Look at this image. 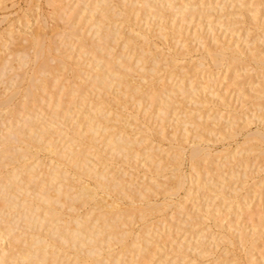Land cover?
<instances>
[{
  "label": "bare ground",
  "instance_id": "obj_1",
  "mask_svg": "<svg viewBox=\"0 0 264 264\" xmlns=\"http://www.w3.org/2000/svg\"><path fill=\"white\" fill-rule=\"evenodd\" d=\"M1 1H3V2H1ZM29 1L31 2L32 0H29ZM47 1H46L47 6L50 5V3L53 6L56 3V1H58V0H47ZM177 1H180V0H93L92 3H90V2L87 3L88 1L85 2V0H83L82 1L83 5L79 9H77V6H78L79 2L81 3V0H74V2H75L74 6H70V7H67L69 2L67 3L65 1V3H67V4L64 3L65 10H64V7L63 8H62V6L59 7L61 9H59V8L58 9L61 11H59L60 14L57 11L58 13H56V15H55L56 17L58 14V17L60 16L59 18L62 21L64 18L66 20L67 19L69 20V18L71 16L73 17L79 11L81 12L82 9H83L82 11H84V10L86 11V9H87V10H89V16H87V14L84 16L88 17L86 19L88 22H90L92 20L91 23H88L82 17V19L85 20L84 22L82 21L83 25H86L87 23L90 24L88 33L90 32V29H91V34L93 35L92 38H90V39L84 35V30H83V32L78 30L79 29V27H77L78 25L77 26L68 25V27H66L64 29L61 28L60 30L61 31L63 30V32H61V33H60V30H57V28H56L57 31H54L55 34L60 36V38L58 36H56V38L58 37L59 39L69 41L70 47L68 48V50L69 49L71 50V48H72L71 45L73 43H71V40H72V42H74V41L78 42V43L75 42V43H77L78 48L76 47V50L73 51L74 55L77 51V54L75 55L76 59L74 56V59L76 61L72 60L73 58L71 59L72 55H70V53H68L69 51L67 53L70 56L67 57L68 54H65L64 51L62 52L60 50V49L64 48V46L59 47L58 46L59 42L57 43L55 40V42L57 44H54L55 43L53 40L54 38H48L47 37L48 38L47 39L48 41H47L45 36L43 34L38 33V32H31L30 33V31H29L30 34L28 36L24 35L26 32L25 33L23 32L22 33L23 36H20V37H21L22 41L24 39V42L23 43H22V41L17 42L18 40L16 39V37L18 38L19 36H14L15 34L17 35V32H14L15 33L14 35L10 32L12 29L9 27L13 23H9L11 25L8 27L9 30L7 28L8 34L6 33L7 31H5V35L7 34V36H8V37L6 36L7 39L8 38L10 39V37H11L13 39V41L15 40L14 42L12 40L11 41H12V43L17 42L15 44H17L18 47L17 46L15 47V44H14V46H13V44H10L9 45L10 48H9V46L6 47L5 44H8L7 41L9 39L8 40L6 39L7 41L5 43V41H3V38H2V40H1L2 43H0L1 44L0 47H2V49L4 48V50H2V51H4L3 55L0 53V55H2V56H0V76H1L0 80L2 82L1 88H2V85L4 86L3 90H0V124L1 123L4 124V126L1 124V126H2L1 130L2 131H0V241L7 240L8 248L10 246V249H8L7 251H5L6 249L4 250L3 247L2 248L0 247L1 248L0 249V264L9 263L8 258L11 259L12 261H14L16 259V261H19L20 264H107L108 261L111 262V264H124V263H121V260H122L121 258L125 257L123 255H126L128 253V251H129V253H131L133 255L134 254L137 255V253L141 252V251H142V253H140V254L143 255V253H144L143 251H145L144 254L146 256H148V258L147 257H145V258L149 259L150 255H147V254L150 253V249L147 253H146L147 250H144V249H147L146 247L148 246V243L151 241L150 240L151 237L152 236L155 237L154 233L150 232V230H152V225H151V227H149L148 225H147L148 227L144 226L145 228H143V226H142L140 228V230H138L137 232L135 231L136 233L134 234L132 229L130 230L129 228H127L128 227L127 224L125 226V222L127 223L128 221H126L127 217L124 216V214H126V211H127V213H129L130 210L128 211L127 208L130 207V209H131V207H134L135 210L139 209V211H137V212H139V213L141 212L140 218L141 217L146 218L147 216H143V215H147V213H149V216L153 217V215H154L153 210H155L154 204L157 203L156 205L158 206V202L154 201V203H153V201L150 200V198L154 197L153 194L155 191L151 193V195H153V196L150 195V198L148 196V193H145V191L147 192L151 187H153V190H155V188H157L158 185L160 186L162 183L159 182L158 179H156L155 185H157V186H155V188H154V186L149 185V184H151L150 182H149V184L146 183L147 185L140 182L142 185L140 184L139 187L137 186L138 188H136V186H134V185H138L137 171H135L136 175H134V171L130 172V170H129V168L132 167L133 163L131 164V161L127 162L128 165L129 164H131V165H129L130 167L127 166L130 175H129V173H127L128 175H126L127 169L124 168L126 170V171L124 170L125 172L123 171V169H120L122 171H119V168H122V166L121 167L119 166V168H118L116 166V163L113 164V161H114L113 159L115 158V156L116 157L117 156H124L130 160L131 158H129V157L133 154L134 151H136L134 148L135 145L137 144L136 149H138V146L141 145V144H138V143H140L138 141H141V140L134 137L133 135H132L133 136L132 137L130 133L134 132L133 127L135 129L137 128V130L139 127V131H140V125L144 128L145 126L143 124H145V123H143V124L139 123L140 121L134 122L135 121L134 119H137V120L139 119V117L136 118V116H138V114H137L138 112L135 111L134 114H132L131 109H133V108L136 109L135 106H139V107L142 106L144 104L143 101L147 100V103H149L151 110H155V112L158 110L157 111L158 113H156V115L158 114L157 118L159 117L160 121L163 122V125H161V127L163 129L165 127L164 121L165 120L168 121V120H170L169 118L172 117V114H171V117L167 116V113L170 114L169 111H171V109L169 110L167 107L171 102L174 101L172 99V95H171L174 92V89H179L181 92L186 91L185 85H183V84L177 85L178 87H176V88H170V87L162 86V83H165V81L162 82L163 80L161 81L162 83H160L161 85L158 82H157L158 84L154 85V82H152V80L154 79L153 77L156 76V73L158 76L162 75V74H158V73H159V70H164L165 65L160 64L162 60L159 61V59L155 53H152L151 56L149 55L150 52H154L153 50H155V49H153V47H150V49L151 48L153 49L152 51L149 49V46H148V48L147 47L143 48L144 46L142 48L140 47V44L138 43L140 38H141L140 43L142 45V43H143L142 41L145 39V37L147 35H145L146 31L141 30V28L143 26L139 28V26H141V25L137 24L139 26H136V21H135L136 20L135 16L136 15L138 16L139 12H141L145 15L144 19L147 18L148 15L149 16L151 15L152 17L154 16L156 20L157 19L162 20L163 18L167 17L169 11H171L172 14H177V15H179V17L184 18L185 17L184 15H186V16L188 15L187 11H189V10L193 11L194 10L195 6L187 3V2H189L188 0L186 2L181 0L179 3ZM0 2L2 5H4V0H0ZM5 2H6V0H5ZM28 4H29V2H28ZM2 5H0V7ZM35 6H37V5H35ZM56 6H58V5H56ZM3 8H4V6H3ZM37 9H38V7H37ZM195 9H197L195 11H198L201 8L195 7ZM85 11H84V13H85ZM194 12L192 15L195 14ZM202 12H201V14H202ZM204 12H205V10H204ZM79 13L77 15H79ZM192 15H189V17L191 16L190 19L193 18ZM61 16H62V18H61ZM197 16H199V15H197ZM246 16H247V14H246ZM156 17H158V18H156ZM172 18L176 19V17H172ZM172 18L169 17L170 20ZM182 18H181V20H182ZM25 19H26V17H25ZM65 19H64V21H65ZM76 19H74V20H76ZM80 19L81 18L78 17V20H76L77 21L76 23H78V22L80 23L81 22ZM140 19L141 18H139V20ZM144 19L142 21H144ZM152 19H151V21H152ZM184 19L186 21L188 20L186 18H184ZM250 19H251V17H250ZM68 20H67V23H68ZM165 20H167V19H165ZM199 20H201L200 17H199ZM256 20H257V18H256ZM26 21L29 22V18ZM171 21H173V20H171ZM189 21H191V20H189ZM27 22H26V26L28 24ZM59 22H60V20H59ZM160 22L158 23V25L159 24L160 25L167 24L166 21L164 23L163 20H162L163 24H162V22L161 23ZM251 22H252V20H251ZM65 23H66V21H65ZM144 23H146V22H144ZM173 23H172V25L170 23L169 24L174 28L175 26H173L174 25ZM42 24H43V21H42ZM62 24H64V23L61 22V25ZM152 24H153V22H152ZM182 24L183 23H181V25ZM187 24H189V23H187ZM255 24H257V22ZM23 25H25V24L23 23L22 26ZM134 25L138 28H136ZM158 25L156 26L157 28L158 27L161 28V27L165 26V25L164 26H160V25L158 26ZM251 25H252V23H251ZM253 25H254V23H253ZM45 26H46V23H45ZM144 26H146V25H144ZM167 26L170 27V29H171V26H169L168 24H167ZM82 28H84V26ZM124 28H125V30H124ZM165 29H166V27H165ZM127 30H128V34H126L124 36L125 32L127 33ZM19 31H18V34L20 35V33L23 30L20 33H19ZM37 31H39V30H37ZM52 31H53V29H52ZM41 32H43V31H41ZM56 32H58V33H56ZM152 32H153V30H152ZM164 32H165V30H164ZM179 32H180V30H179ZM198 32L199 31H197V33ZM150 33H151V29H150ZM61 34H62V36H61ZM152 34L153 33H151V35ZM160 34L164 35V33H161V32H160ZM166 34L164 35L165 38L167 37ZM178 34H177V36H178ZM181 34L179 36H181ZM2 37H3V35H2ZM61 37H63V38H61ZM119 37L120 38L122 37L121 39L123 41V46H125V47L127 46V47L131 48V49H128V50H132V52L130 51L131 52L130 53L131 58H132L133 53L134 52L137 53V51L141 48V50H139V52L136 54V57H134L135 63H133L132 66H134V65L135 66L133 68L131 65H129L130 63H128V64L125 63V61L128 59V57H124L123 52H121L122 49L120 52L123 54L124 59L122 58V60L119 63H116V61H114L115 58H113L112 56H111L112 58H109V56H108V55H110L112 50L115 49L114 48L115 45L117 46V44H119V42H121V41H118ZM164 37L162 36L163 39L162 38H160V39H162L163 44L167 45V43H166L167 38L164 39ZM148 38H147V40H148ZM49 39L52 40L53 42H51ZM121 39H119V40H121ZM160 39H158V40H160ZM213 41H214V43L211 45L210 44L204 45L205 46V52L204 53H206V55H205L206 59L204 57H202V58H204L205 61H207L209 59L210 62H212L213 66L214 65L216 66V68L221 67L220 64H222L226 58L228 59L229 57H231L232 60L238 59L237 62H240L241 60L239 57H241L242 59L246 58L245 60H242L243 62L244 61L248 62L247 57L250 56L249 57L250 62H251L250 59H252L255 61L257 66L263 65V68H261L260 66L259 67L261 69H264V56H258V53H256L257 50H256V52L253 50H251V51L249 50L250 51L249 55H247V57H242V56H240L242 53L240 54L238 52L240 54V55H238L237 53H235V50L230 52L231 47L227 46L226 43H224L226 41H224V42L222 41L223 42L222 43L221 41L218 40V38H215ZM20 43H22V44L20 45ZM66 43L64 42L63 44H66ZM168 43H170V42H168ZM138 44H139L140 48L137 51H134L135 48H138V46H137ZM224 44L226 46H224ZM73 45L76 46V44H73ZM120 46L123 47L121 44H120ZM156 46H157V44H156ZM156 46L154 48L159 47V45L157 47ZM118 47H119V45H118ZM118 47L116 48V50H118ZM163 47H165V46H163ZM170 47L171 46H167L166 48L169 50ZM254 47H255V45H254ZM6 48H9L7 50L8 52L5 50ZM65 48H66V46H65ZM188 48H190V47H188ZM228 48L230 49L229 53L226 50ZM184 49L185 48H183V50ZM256 49H257V47H256ZM186 50H184V52ZM190 50H191V48H190ZM5 51H6V54H8V56H6ZM120 52H118L120 55L118 53H117L118 56H116V53L114 55V56H116V58H119V60L121 59V55H122ZM165 52L166 51H164V48H163V53L165 54ZM184 52H183V54H184ZM187 53H188V51H187ZM247 53H248V51H247ZM113 54H111V55H113ZM127 54H129V53H127ZM180 54H182V53H180ZM84 55L86 56L83 59L85 62V68H83V67L82 68L86 69L87 71L84 70V72H83V70H81V68L78 67L77 65L80 66V65L84 64L83 61L81 60L82 57H84ZM107 56H108V58H107ZM183 56H185V55H183ZM227 56H229V57H227ZM69 57L72 61H75V64H74L75 66H73L72 62H70L68 60ZM130 57H129V59H130ZM207 57H208V59H207ZM79 59H80V61H78ZM123 60H125V61H123ZM202 60L203 59H201V61L198 62V64L199 63L204 64L202 62ZM232 60H230L229 62H231ZM166 62H167L166 64L168 67L170 62H168V61H166ZM210 62L209 63L207 62V64H206L208 67H209ZM233 62H234V60H233ZM163 63H165V62H163ZM172 63H173V61H172ZM232 63L226 64V65H230ZM201 64H200V66H202ZM233 64L235 65V63H233ZM86 65H88L87 68H86ZM136 65H137V67H136ZM170 65H172V64H170ZM170 65H169V67H170ZM218 65H220V66L218 67ZM162 66H164V68ZM203 66H205V64ZM222 66H223V64H222ZM208 67H205V68H208ZM210 67H212V66H210ZM225 67H228V66H225ZM178 68H179V66H178ZM202 68H204V67H202ZM216 68L214 70V73L217 70ZM9 69H10V71H9ZM256 70H258V69H256ZM11 71H12V73H11ZM204 71L205 70L203 69V72ZM210 71H213V69L212 70L210 69ZM160 72H162V71H160ZM208 72H209V70H208ZM208 72H206V73H208ZM62 73H64V74H62ZM65 73L69 74V75L65 76L66 79L64 77V75H66ZM83 73H85V74H83ZM206 73H204V74H206ZM208 74L211 75V73H208ZM60 75H63L65 80L62 81L60 79ZM169 76H170V74H169ZM210 78H216V76L210 77ZM59 79H60V81H59ZM157 79L158 78H156V81H158ZM184 82H185V80H184ZM213 82H215V81H213ZM83 83H86V84L82 85ZM81 85L83 87H81ZM51 87H53L54 89ZM86 87H87V89H86ZM55 88H57V90ZM89 88L92 90V92ZM88 89H89V91H88ZM54 90H56V91H54ZM83 90L85 91V93H81V92H84ZM109 90H112V91L114 90V92L112 93V94H114V96L117 93H119L121 95L119 97V95L117 94L119 97V98L118 97L117 98L119 100H116V101L119 102V105L117 104L118 103L117 102L116 104L118 106L116 105L117 107L116 106L112 107L113 109H116V110L120 109L119 106L122 107L119 111L115 112V114L113 112H111L112 114L115 115V117H113L111 113H110L111 114L110 115L108 113V111L100 110L99 107H98V109H95L96 107L90 106V103L92 102L91 100H93V99L89 98V96L92 95V93L96 94V92H93V91H97L98 92L97 94H99L101 92H106V94H108L110 92ZM86 91H88V92H86ZM107 91H108V93H107ZM90 92H91V94L88 97L86 96V100L83 101L82 98L83 99L85 98V94L90 93ZM48 93L50 94V95H48L49 98L46 97ZM75 94L78 95V97L80 95V100H82L84 102V105L88 99H89L88 101H91V102H89V104H87L88 106L86 105L88 108L87 107H86L87 109L85 108V111H84L85 113L83 111H81L82 110L81 108L84 105L83 106L79 105L81 107L80 108L81 110L76 109V108H78V107H76L78 105L75 106V104L76 103L82 104L83 102H80V100H79V102L76 101L74 99ZM64 95H66V96L69 95L70 97L67 96L69 98H67V97L65 98ZM86 95H88V94H86ZM100 95L103 96L104 94L103 95L100 94ZM101 96H99L100 99H102ZM44 97H46L48 100L46 98L44 99ZM78 97H75V98H78ZM121 97L123 99L120 101ZM246 98H248V97H246ZM43 99L45 101L46 100L48 101L46 105L49 106L48 108L51 109L49 114L41 112L42 114L44 113L46 116L49 115L44 119L42 117V116H44V114L43 115L40 114V109L42 111V107L40 106V104H42V106H43V101L41 102V100H43ZM222 99H223V97H222ZM94 100H96V103H97V99H94ZM244 100H245V98H244ZM100 103L101 102L99 101V105H100ZM114 103H115V99H114ZM221 103H222V101H221ZM93 104L95 106V102ZM93 104H92V106H93ZM153 104H154V106H155V104H158L157 109H154L153 106H152L153 107V109H152L151 105H153ZM224 104H223V106H224ZM46 105H44L43 107H46ZM130 105L133 106V108L130 107L131 111L128 110V106H130ZM225 105H227V104H225ZM74 106L76 108H74ZM220 106H222V105H220ZM38 107H40V108L38 109ZM102 107H103V105H102ZM91 108H93V109H91ZM155 108H156V106H155ZM150 109L148 108L147 110L149 111ZM48 110L45 112H48ZM79 110L82 112V114L84 113L87 115L85 119L83 118V120L85 122L82 120V117L81 118L75 117L76 120H78V122L72 118L73 122H75V124H74L70 117L79 115L76 113V112H80ZM262 110H264V109H262ZM73 111H76V112H73ZM113 111H115V110H113ZM72 112L76 113L77 115H74ZM109 112H110V110H109ZM145 112H144V114H145ZM174 112H176L175 109H174ZM146 113H148V112H146ZM71 114H73V115H71ZM82 114H80V115H82ZM108 115L112 116L111 119L114 118L113 119V121L115 122L114 124H113V121H111V125L104 124L106 121H108L110 119L107 117ZM128 115H131V118H133L132 116H134V115H136V116H134V119L131 120V119H129L130 116H128ZM154 115H155V113H154ZM234 115H235V113H234ZM144 117H145V115L143 116V118ZM67 118H68V120H69V118L71 119L69 121H70V123L73 124V128H71L72 127V126H70L71 124L69 126H68V123H66L67 125L65 124V122L68 121V120H66ZM153 118H154V116H153ZM218 118H220V117H218ZM22 119H23V121H22ZM81 120L84 122V125H82L83 127L81 126V124H83V122ZM189 122L194 124L196 126V129H197V125H198L197 120L190 119L187 121V124ZM134 123L137 124V127H136V124H135V126H132V124L134 125ZM138 123H139V125H138ZM167 123H165V124H167ZM64 124H65V126H68V127H70V129H72V131L69 129V131H71L70 134L68 133L69 131L67 132V130H68V129H66L67 127L63 128L62 125H64ZM175 124H173L174 126L172 125L174 127L173 130L171 129L172 135H170V133L168 132L169 130H167V135L168 136L170 135V139H173V138L175 139V143H172L174 141V139H173V141L170 140L171 145H173V147H175V152L173 154L174 156L170 159L171 162L173 160H174V162L172 163L173 165H170V164H167V165H170L171 168H172V166H174V167L172 168V170L170 169L172 172L170 171L171 173L168 174V177H167L168 180H164V181H166V184H167L166 189L172 190L170 193H173V194L174 193L177 194L178 190L180 192V189L183 186H184L183 188H185V184H184V183H186L185 178L187 176H189V175H187L185 177V173H184V171L182 169V165L180 163V162L184 163V161H182L181 159L183 157L185 158L187 156L186 158H188L189 159L188 161H190L189 167H191V169L193 167L196 168L195 170L197 171V175L196 176L194 175V178H196L195 179L196 180L195 183H196L198 178L201 175L205 174L202 172V170L205 169L203 167H206L207 161L204 162V166L202 167L203 169L201 168L202 170L199 169L200 170L199 171L197 167L200 165V162L202 160L203 161H204V159L207 160L206 158L208 157V152L205 151L204 148L200 147V145L194 146V147H188L189 152L185 156V154H184L186 151L185 145L182 143L183 141L176 139L177 135L175 136V134H176L175 132H177L176 128L178 130V127H179L178 125L176 127ZM168 125H169V123H168ZM199 125H200V122H199ZM170 126H171V124H170ZM170 126H169V128H170ZM232 126H233V124H232ZM79 127L80 128L82 127V129L80 130ZM108 127H111L113 129L110 130V132L107 133L105 136L104 134H105ZM146 127L150 129V127H148V126H146ZM192 127H194V126H192ZM200 127H201V125H200ZM225 127H226V125H225ZM234 128H235V125H234V127H231V128L229 127V129H227V130H225V128H224V131H222V132L220 131L221 132L220 134H223L222 135L223 138L227 137L225 135H231V136H228V139L230 137L232 138L233 133H234V135H236ZM63 129H66V131L64 132ZM129 129L131 130V132L129 131ZM146 129H143V130H145L144 132H147ZM149 129H147V130H149ZM162 129H161V132H163ZM218 129H220V128H218ZM238 129H239V127H238ZM241 129H243V127ZM193 130H194V128H193ZM102 131L104 134L102 133ZM164 131H165V128H164ZM56 132L57 133L63 132L65 139L68 136L69 141L67 140L68 142H66V140H65V142L67 144L65 143V144L61 145V147H60V144L63 143L64 140L63 139L59 140V141H61L60 144L57 140V142L59 144V148L57 147L58 144L56 143V139L57 138L59 139L61 134L59 135V137L54 136ZM159 132L157 133L158 135L161 134V135H159V138L161 136L164 137V135H163L164 133L166 135V132H163V134L161 132L160 133ZM200 132H201V130H200ZM153 134L155 137V133H150L151 136ZM65 135H67V136H65ZM100 136H102L103 138H100ZM254 136H255L256 140L262 141L263 137H264V133H262L261 131H257L254 133ZM146 137L150 138V136H146ZM162 137L160 139H163ZM165 137L167 139V136H165ZM165 137H164V139H165ZM180 137H182V136H180ZM152 138H153V136H152ZM97 139H100V141L98 140L99 144H100V142H102L101 145H103L102 146L103 149L100 148V145L97 146V142H96ZM153 139H155V138H153ZM143 141H145V140H143ZM200 141H202V140H200ZM146 142H147V140H146ZM152 144H153V142H152ZM187 144H189V143H187ZM76 146H78V147L76 148ZM256 147H257V145H256ZM261 147L262 146H260V149H261ZM91 148L93 149V151ZM252 149L254 150V148H252ZM43 150L47 151V153H49V155L51 154L52 155L51 159H53L54 161L57 160V162L55 161L56 164L51 165L53 167L52 170H50L49 172H46V174H43L44 173L42 171L44 169L43 168L41 170L43 175L41 177H39L38 176L40 174L39 172H41L39 170L43 166L42 165L43 164L42 159L44 158V161H45L46 157L44 156L42 158V156H41L40 158H37L38 160L40 159V161H41L40 166L41 165L42 166L40 169L37 168V167H39L38 166L39 161H35L36 159L35 158L33 159V157L35 155L38 156L37 155L38 152H41ZM152 150H154V149H152ZM257 150L259 151V149H257ZM145 151H147V150H145ZM160 151H161V149H160ZM172 151H173V149H172ZM134 153L138 154V150H137V152H134ZM152 153H154V151H152ZM163 153H164V151H163ZM155 155L156 154H154L153 156H155ZM46 156H48V154ZM135 156H136V154H135ZM135 156L132 157V159L135 158ZM140 157H141V155H140ZM64 158H66V159L68 158L69 161L74 160L73 165H71V167L75 172L74 174L78 173V179L71 176L72 174L70 175V173H69V175H68L66 173L67 170H65V167H63L61 165L62 163L65 164ZM138 158H139V156H138ZM147 158H149V157H147ZM184 158H183V160H184ZM208 158H211V157H208ZM124 160L126 161L127 159L124 158ZM98 161H101V164L103 165V167L101 169L96 168ZM125 161H123V158H122V160H119V162H117V165H118V163L120 164V162L121 163L124 162L121 165H124V164L127 165L125 163ZM115 162H116V160H115ZM155 162H156V159H155ZM233 162H234V159H233ZM159 163H161V162H159ZM205 163H206V165H205ZM48 164L49 163H47L46 165H48ZM156 164H155V167H157ZM229 164H230V162H229ZM179 165H181V168ZM213 165H214V162H213ZM59 166H62L63 168H60ZM66 166L68 168V166H70V165L66 164ZM74 166L76 167V170L74 169L75 168ZM150 166H148V168H147L148 170H149ZM215 166H218V165H215ZM215 166L211 165V167H214V168H215ZM5 167H6V169H4ZM136 167H137V165H136ZM220 167H218V168L220 169ZM58 168H60V169H58ZM194 168L191 171H194ZM214 168L210 171L215 170ZM46 169H48V168H46ZM206 170H207V167H206ZM203 171H205V170H203ZM199 172H201L202 174L200 175ZM215 172H217V171H215ZM71 173H73V171ZM131 174H133V176H135L134 178L136 179V181L133 180V176ZM208 174H209V172H208ZM208 174H205L206 176L204 178H206ZM150 175H152V174L150 173ZM69 176L71 178L72 177L73 178L70 179ZM213 176H214V174H213ZM222 176H223V174H222ZM87 177L88 178L93 177L95 179L94 180H91V179L88 180ZM139 177H141V176H139ZM143 177L141 178V180L143 179V181H144L145 177L144 178ZM219 177H217V178H219ZM164 178H165V176H164ZM76 179H77V181H76ZM153 179H155V178H153ZM200 180H202L201 183H202V185H204L203 182L205 180H203L202 178H200ZM216 180L218 181V179H216ZM189 182H190V179H189ZM211 182H213V181H211ZM211 182L209 183L210 185H211ZM144 183H145V181H144ZM225 183H226V180H225ZM166 184L163 183V186H165ZM205 184H207V182H205ZM152 185H154V183H152ZM197 185L202 187V185H199V184H197ZM215 185H217V184H215ZM115 187L117 189H118V187L120 188L119 193L121 194V191H122V193H123L122 196L128 197V199H127L128 205H127V203L124 204L127 206L122 205V202L120 200L121 198H125V197L120 196L121 198H118V197L113 195V193H114L113 191H116V190H113V188L116 189ZM215 187H217V188H215ZM212 188H213V191L215 190V192L216 191L222 192L223 191L222 189H225L224 187L222 188V185L221 186L217 185L214 187L212 186ZM227 188H229V186ZM157 190H156V192L159 194L160 191L159 190L157 191ZM162 190H163V188H162ZM236 190H237V188H236ZM135 191H137V192H135ZM164 191H163V193H164ZM176 191H177V193H176ZM240 191L241 190L239 189V192ZM165 192H169V191H165ZM223 192H225V190ZM116 193L119 194L118 190L116 191ZM134 193L137 194V196H135ZM234 193H233V195L231 194L233 197H234V195L236 196L237 192L235 191ZM173 194H170V195H173ZM220 194H225V193H220ZM170 195L166 201H168L170 198L171 199L167 203H169L172 200L173 196L170 197ZM225 196L227 197L226 194H225ZM228 196H230V195H228ZM219 197H220V195H219ZM233 197L231 198L232 200H233ZM244 197H247V196H244ZM241 198L243 200L245 199L243 197H241ZM241 198L239 197V199H238V197H237L238 200L235 198L236 205L241 200ZM137 199L141 200V201L138 200L137 202H139V201L143 202V200H144V203H142L143 204L142 206H141L140 202H139V204H140L139 206H135L137 204V202H136ZM165 199H166V197H165ZM165 199L163 200L164 204L166 202ZM243 200L241 201V203L245 202V201L243 202ZM69 201H70V203H69ZM124 202H125V200H124ZM230 202H231V200H230ZM175 203H173V204H175ZM233 203H235V202H233ZM245 203H247V202H245ZM82 204L83 205L87 204V206H88V211L85 214L86 216H83V214L80 216V213L78 212L79 211L78 209L81 208L78 206H81ZM160 204L161 203H159V205ZM164 204H161V205H164ZM76 205H78V206H76ZM167 205L169 206L170 203ZM167 205L165 204L164 207L167 208L168 207ZM238 205H239V203H238ZM246 205L247 204H245V206ZM74 206L77 207V209ZM170 206H172V205H170ZM181 206H182V204H181ZM222 206L223 205H221V207ZM68 207H70V208L74 207L76 209V212L79 213V217L77 218V216L76 217L72 216V212L70 214L71 216H69L70 212H68L66 214L64 210L70 209ZM82 207H85V205ZM137 207H140V208H137ZM162 207L160 209H162L164 211V209H163L164 207L163 208ZM178 207H179V204H178ZM216 208H218V207L216 206ZM95 209H97V210H95ZM134 209H133V211H134ZM219 209H220V207H219ZM84 210H86V209H84ZM94 210L96 211L95 212L96 214H94V216H91L92 214L91 215L88 214L90 212L93 213L92 211H94ZM228 210H230V209H228ZM72 211H73V208H72ZM133 211H131V212L133 213ZM156 211H158L157 208H156L155 212ZM131 212H130V214H131ZM74 214H76V213L74 212L73 215ZM66 215H68L69 217H67ZM125 217H126V220H125ZM129 217L132 218V215L128 216V218ZM211 217H212V215H211ZM142 220H143V218H142ZM221 220L224 221V219H221ZM233 221L235 222V220H233ZM233 221H232V224L234 225ZM168 222H170V221H168ZM177 222H178V220H177ZM230 223H231V220H230ZM130 224H132V223H130ZM195 224H198V223H195ZM232 224H230V225H232ZM121 226L124 228H122ZM160 226L162 228V225H160ZM238 226H239V224H238ZM227 227H230V226L228 225ZM237 227H235V228H237ZM153 228H155V227H153ZM224 228H225V226H224ZM227 230L230 231L229 229H227ZM237 231H238V229H237ZM252 231H253V229H252ZM252 231H250L251 232L250 235H252V233H253ZM234 232H235V230H234ZM241 232H243V231H240V233ZM157 233H155V234H157ZM223 233H224V231H223ZM231 233L233 235V232L230 231L229 234H231ZM22 234H25V235L22 236ZM160 234H161V232H160ZM226 234H227V232H226ZM226 234L224 235L225 237H226ZM171 235H173V234H171ZM131 237H132V239H131ZM127 238H130L131 240L129 239L130 241L128 240L129 241L128 242L126 240ZM159 238H161V237H159ZM191 238H192V236H191ZM204 238H205V236H204ZM226 238L228 241L225 238H223V240H225V242L227 241L226 243L231 244V242L233 241L232 239H230L231 236L229 237L227 235ZM232 238H233V236H232ZM163 239L165 242L166 238H163ZM170 239H172V237ZM172 241H173V239H172ZM243 242H244V239H243ZM177 243H178V241H177ZM218 243H220V242H218ZM0 244H2V242ZM182 244H184V243H182ZM200 244H201V242H200ZM235 244H234V246H235ZM112 245L116 246V247L118 246V249L116 248L117 250H114L115 248L112 247ZM129 245L130 246L133 245V247L132 246L131 247H132L134 253L130 252V251H132V249L130 250L131 247ZM149 245H150V243H149ZM151 245H153V244H151ZM170 245H172V244H170ZM160 246L163 247V245H161V243H160ZM183 246H182V248H184ZM128 247H130V248H128ZM174 247H177V246L174 245ZM226 247H227V248H225L226 250L228 249V247L231 250V248L233 246L230 247V246L226 245ZM150 248L153 249V246L152 247L150 246ZM155 249H157V248H155ZM160 249H162V248H160ZM160 249H158V250H160ZM59 250H62V251L59 253L58 252ZM184 250L186 251V249H184ZM196 250H197V248H196ZM230 250L228 249V252ZM233 250L235 251V249L232 248V252L234 253ZM245 250H246V248H245ZM153 251H154V249H153ZM185 251H184V253H186ZM171 252H172V250H171ZM232 252L229 253V255L232 254ZM174 253H177V252L174 251L173 254ZM140 254L138 253V256H139L138 258L141 257ZM153 254H152V256H153ZM235 254H236V252H235ZM245 254H247V253H245ZM128 257L131 258L133 256L131 255ZM136 257L137 256H135V258ZM153 257H155V256H153ZM143 258H144V256H143ZM178 258H180V257H178ZM250 259L252 260V258H250ZM6 260H8V262ZM237 260L239 261V259H237ZM16 261L13 263H16ZM125 261H127V259L124 260L123 262H125ZM132 261L130 259V262H132ZM169 261H171V260H169ZM180 261L181 260H179V262ZM130 262H128V263H130ZM237 262H236V264H239L241 261L238 263ZM130 264H133V262Z\"/></svg>",
  "mask_w": 264,
  "mask_h": 264
},
{
  "label": "rangeland",
  "instance_id": "obj_2",
  "mask_svg": "<svg viewBox=\"0 0 264 264\" xmlns=\"http://www.w3.org/2000/svg\"><path fill=\"white\" fill-rule=\"evenodd\" d=\"M47 0H32L31 2L29 1V0H6V2H5V0H4V5H2L1 4V2H3V1H1L0 2V5H2L1 7H0V43H2L1 42V40H2V38H3V41H5V43H6V41L9 39H7V34H8V30H9V28H11L12 30L10 31L13 35L15 34L14 32H17V35L15 34L14 36H23L22 35V33L24 32H26L24 35H26V36H28L31 32H38V33H40V34H43L44 36H45V38H46V40L48 39V38H54L53 40H54V42H55V40H56V42L59 44L58 46L59 47H61V46H64V48H62V49H60L62 52L64 51V53L65 54H68V53H70V55H72V57H71V59L72 60H75L76 59V54H77V51H76V53H75V55H74V52L73 51H75L76 50V47L78 48V45H77V41H74V42H72V40H71V43H73V44H76V46H74L73 44L71 45L72 46V48H71V50L69 49L68 50V48L70 47V44H69V41L68 40H63V39H59L60 38V36L59 35H57V34H55V32L54 31H57V30H60L61 28L62 29H64V28H66V27H68V25H70V26H77V27H79V31H82L83 32V30H84V35L87 37V38H92V34H91V29H90V32L88 33V31H89V26H90V24H88V23H91V21L90 22H88L86 19L88 18V17H85L84 15H86L87 14V16H89V10H87L86 9V11H85V13H84V11H82L81 10V12L79 13V15H77L78 13H76L72 18L70 17L69 18V20H68V23H67V20L65 19V21H66V23H65V21H64V19H63V21L58 17V14H57V17L55 16L56 15V13H58L59 11H61V10H59V9H61V8H59V7H61L62 6V8L65 6L64 5V3H65V1L68 3V5H67V7H70V6H74V0H58V1H56V3L52 6L51 5V3H50V5H48L47 6V2H46ZM83 0H81V3L79 2V4H78V6H77V9H79L80 7H82V5H83V2H82ZM88 1V2H87ZM181 1V0H180ZM180 1H177L178 3L180 2ZM184 2H186L187 0H183ZM189 2H187V3H189V4H192V5H194L195 7H200L201 9L200 10H198V11H195V10H197V9H195V7H194V10L193 11H187L188 12V17H189V15H192L193 14V12L195 13L194 15H192V19H190L191 18V16L188 18L186 15H184L183 17L184 18H186V19H188L187 21L184 19V18H182V17H179V15H177V14H172L171 13V11H169L168 12V15H167V17L166 18H163L162 20H163V22L165 23V21H166V23L169 25V26H171L172 25V23L174 24L173 26H175L174 28L171 26V29H170V27H168L167 26V24H163V22H162V20L161 19H155V17L153 18L151 15L149 16L148 15V17L147 18H145L144 19V17H145V15L143 14V13H141V12H139L138 14V16L136 15L135 17V21H136V26H139V25H141V26H139V28L140 27H142L141 28V30L142 31H146V33H145V35H147L146 37L148 38L150 35H151V33H153L149 38H148V40H147V38L145 37V39L142 41L143 43H142V45H141V43H140V41H141V38H140V40H139V44H140V47L142 48L143 46V48H145V47H147L148 48V46H149V49H150V47H153V49H157L156 51L155 50H153L152 48L150 49L151 51L153 50L154 52H150V56L152 55V53H155L156 54V56L158 57V59H159V61L160 60H162L161 61V65L162 64H164L165 65V68H164V66H162L163 68H164V70H159V73L158 74H162V75H160V76H158L157 75V73H156V76H154L153 78L155 79H153L152 80V82H154V85H156V84H160V83H162V82H164L165 81V83H162V86H165V87H170V88H176V87H178L177 85H185V88H186V91L185 92H181L179 89H174V92L171 94L172 95V99L174 100L173 102H171L169 105H168V109L170 110L171 109V111H169L170 112V114L169 113H167V116H169V117H171V114H172V117L171 118H169L170 120H168V121H164L165 123H169V125H168V123L167 124H165L164 123V128H165V131H164V128L162 129V127H161V125H163V122L162 121H160V118L158 117L157 118V116H158V114L156 115V113H158L157 111L155 112V110H151L150 109V106H149V103H147V100L145 101H143V105L142 106H135V108L137 109H134L133 108V106H128V110H130L131 108L130 107H132L133 109H131L132 110V114H134V112L135 111H137L138 113V116H136V115H134V116H136V118H138L139 117V119L137 120V119H134V116H132L133 118H131V115H128V116H130L129 117V119H131V120H135L134 122H138V121H140L139 123H145V124H143L145 127L146 126H148V127H150V129L149 128H147V129H149V130H147L145 127L143 128L141 125H140V131H139V127H138V130H137V128L135 129L134 127H133V131L134 132H131V130L129 129V131L131 132L130 134H131V136L133 135L134 137H136V138H138L139 140H141V141H138V142H140V143H138V144H141L140 146H138V149H136L137 147V144L135 145V150L136 151H134V152H137V150H138V154L137 153H134L133 152V156L131 155L129 158H131L132 159V157H134L135 156V154H136V156H135V158H133L132 160L130 159H128L127 157H124V156H115V158L112 160L113 161V164L114 163H116V166L119 168V166L121 167L122 166V168H119V171H122V170H120V169H123V171L125 170V169H127V171H126V175H128L127 173H129V170H130V172L132 171H134V175H136L135 174V171H137V176H138V185H134V186H136V188H138L139 187V185L141 184V183H143V184H145V185H147V184H149V182L151 183V184H149V185H151V186H154V188H155V186H157V185H155V180L156 179H158V181L159 182H161L162 184L159 186L158 185V187L157 188H155V190H153V187H151L147 192L145 191V193H148V196H149V198H150V195H151V193L152 192H154V197H152V198H150V200H152L153 201V203H154V201L155 202H158V206L156 205V204H154V208H155V210H156V208H157V210L159 211H156L155 212V210H153L154 211V215H153V217L152 216H149V213H147V215H143V216H147L146 218L145 217H141L140 218V216H141V212L139 213V212H137V211H139V209H137V208H140V207H137L136 209L137 210H135L134 209V207H131V209H130V207L129 208H127V210L129 211V213H127V211H126V214H124V216H126L127 217V220H126V217H125V220L126 221H128L127 223L125 222V226H126V224H127V228H129L130 230L132 229V231L134 232V234L138 231V230H140V228L143 226V228H145V227H151V225H152V230H150V232H152V233H154V236L155 237H151V241L149 242L150 243V245H149V243H148V246L146 247L147 249H144V250H147L146 251V253L149 251V249H150V253L149 254H147V255H150L149 256V259H146L145 257H147L148 258V256H146L144 253H145V251H143L144 253H143V255L142 254H140V253H142V251L141 252H138L139 254H140V258H138L139 256H138V253H137V255L136 254H131V253H129V251H128V253L126 254V255H123V256H125V257H123V258H121L123 261L124 260H126L127 259V261H125V262H123L122 260H121V263H124V264H127L128 262H130V259H131V261L133 262V264H162L163 262V264H236V262L238 261L237 259H239V261L238 262H240L239 264H264V137H263V140L262 141H260V140H256L255 139V136H254V133L255 132H257V131H261L262 133H264V110H262V109H264V69H261V68H263V65H259V66H257V64L255 63V61L254 60H252V59H250L251 60V62L249 61V57L250 56H248L247 57V55H249V52L251 51V50H253V51H255L256 52V50H257V52L256 53H258V56H264V0H188ZM191 1V2H190ZM28 2H29V4H28ZM39 2V3H38ZM45 2V3H44ZM71 2V3H70ZM85 2H87V3H92L93 2V0H85ZM67 3H65V4H67ZM199 4V5H198ZM35 5H37V6H35ZM56 5H58V6H56ZM197 5V6H196ZM205 5V6H204ZM3 6H4V8L6 9H4L3 8ZM6 6V7H5ZM207 6V7H206ZM9 7V8H8ZM37 7H38V9H37ZM206 7V8H205ZM36 8V9H35ZM59 8V9H58ZM203 8V9H202ZM205 8V9H204ZM67 9V8H66ZM207 9V10H206ZM37 10V11H36ZM63 10V9H62ZM64 10H65V7H64ZM192 10V9H191ZM204 10H205V12H204ZM36 11V12H35ZM56 11V12H55ZM58 11V12H57ZM203 11V12H202ZM208 11V12H207ZM199 12V13H198ZM201 12H202V14H201ZM257 15H255V14ZM10 14V15H9ZM59 14H60V12H59ZM246 14H247V16H246ZM33 15V16H32ZM142 15V16H141ZM171 15V16H170ZM176 15V16H175ZM197 15H199V16H197ZM28 16V17H27ZM30 16V17H29ZM43 16V17H42ZM181 16V15H180ZM5 17V18H4ZM25 17H26V19H25ZM56 17V18H55ZM78 17H80L81 19H80V23L78 24V23H76L77 21L76 20H78ZM82 17H83V19H85L88 23L86 24V25H83L82 24V21L84 22L85 20H83L82 19ZM85 17V18H84ZM138 17V18H137ZM169 17L170 18H172V17H176V19L175 18H172L171 20H173V21H171L170 19H169ZM199 17H200V19L201 20H199ZM202 17V18H201ZM250 17H251V19H250ZM257 18V20H256V18ZM29 18V22H27L26 20ZM37 18V19H36ZM45 20H44V19ZM59 18V19H58ZM61 18H62V16H61ZM77 18V19H76ZM139 18H141L140 20H139ZM153 18V19H152ZM156 18H158V17H156ZM181 18H182V20H181ZM198 18V19H197ZM254 18V19H253ZM13 19V20H12ZM19 19V20H18ZM72 19V20H71ZM74 19H76V20H74ZM144 19V21H142ZM151 19H152V21H151ZM165 19H167V20H165ZM25 20V21H24ZM59 20H60V22H59ZM156 20V21H155ZM177 20V21H176ZM189 20H191V21H189ZM248 20V21H247ZM251 20H252V22H251ZM19 21V22H18ZM42 21H43V24H42ZM71 21V22H70ZM74 21V22H73ZM139 21V22H138ZM141 21V22H140ZM150 21V22H149ZM162 22V24L163 25H160V26H164V27H156L157 25H158V23L159 22ZM171 24H169L168 22ZM171 21V22H170ZM184 21V22H183ZM187 23H191L190 25L189 24H187ZM247 21V22H246ZM19 24H18V23ZM25 24V25H23L22 26V24L23 23ZM26 22L29 24H27V26H26ZM39 22V23H38ZM61 22H63L64 24H62L61 25ZM144 22H146V23H144ZM152 22H153V24H152ZM160 22V23H161ZM183 23L182 25H181V23ZM201 22V23H200ZM257 22V24H255ZM260 22V23H259ZM9 23H13L12 25L11 24H9ZM45 23H46V26H45ZM70 23V24H69ZM149 23V24H148ZM155 23V24H154ZM251 23H252V25H251ZM253 23H254V25H253ZM81 24V25H80ZM137 24H139V25H137ZM151 24V25H150ZM261 24V25H260ZM11 25V26H10ZM37 25V26H36ZM65 27H64V26ZM144 25H146V26H144ZM150 25V26H149ZM158 25V26H159ZM258 25V26H257ZM10 26V27H9ZM26 26V27H25ZM84 26V28H82ZM135 26V25H134ZM135 26V27H136ZM150 28H149V27ZM187 26V27H186ZM9 27V28H8ZM28 27V28H27ZM165 27H166V29H165ZM182 27V28H181ZM257 29H256V28ZM7 28H8V30H7ZM30 28V29H29ZM35 28V29H34ZM55 28V29H54ZM56 28H57V30H56ZM136 28H138V27H136ZM156 28V29H155ZM20 31H19V30ZM29 29V30H28ZM52 29H53V31H52ZM88 29V30H87ZM150 29H151V33H150ZM162 31H161V30ZM165 30V32H164V30ZM177 31H176V30ZM180 30V32L183 34H181L180 32H179V30ZM256 29V30H255ZM16 30V31H15ZM19 31V33H20V35L18 34V31ZM37 30H39V31H37ZM124 30H125V28H124ZM152 30H153V32H152ZM155 30V31H154ZM158 30V31H157ZM160 30V31H159ZM182 30V31H181ZM5 31H7L6 33V35H5ZM13 31V32H12ZM29 31H30V33H29ZM41 31H43V32H41ZM149 31V32H148ZM197 31H199L198 33H197ZM54 32V33H53ZM61 32H63V30L61 31L60 30V33ZM160 32L161 33H164V35L166 34L167 35V39L164 37V35L162 34H160ZM175 32V33H174ZM4 33V34H3ZM56 33H58V32H56ZM157 33V34H156ZM159 33V34H158ZM179 33V34H178ZM55 34V35H54ZM126 34H128V30H127V33L125 32V34H124V36L126 35ZM169 34V35H168ZM177 34H178V36H177ZM181 34V36H179ZM2 35H3V37H2ZM91 35V36H90ZM154 35V36H153ZM160 35V36H159ZM185 35V36H184ZM7 36V37H6ZM56 36H58L57 38H56ZM61 36H62V34H61ZM123 36V37H124ZM162 36L164 37V39H166L167 41H166V43H167V45H165V44H163L162 43ZM200 36V37H199ZM17 38L16 37V39L18 40H16L17 42H19V41H22V39H21V37L20 38ZM48 37V38H47ZM159 37V38H158ZM188 39H187V38ZM205 37V38H204ZM218 38V40L219 41H226V42H224V43H226V45L227 46H230L231 47V50L228 48V49H226L227 50V52L229 53V50H230V52H232L233 50H235V53H237L238 55H240L241 53L243 54H241L240 56H242V57H247V61L248 62H243L242 60H245L246 58H244V59H242L241 57H239L240 58V60L242 61H240V62H237V60L238 59H233L234 60V62H233V60L231 59V57H229V56H227V57H229L228 59L226 58L225 59V61L222 63L223 64V66H222V64H220L221 65V67H219L220 65H218V67L219 68H216V66L214 67L213 66V64H212V62H210V60L208 59V57H207V61H205L204 60V58L206 59V53H204L205 52V44H213L214 43V39L215 38ZM61 38H63V37H61ZM122 38V37H121ZM120 37H119V39H121ZM160 38H162V39H160ZM7 39V40H6ZM15 39V38H14ZM65 39V38H64ZM118 39V41H121V42H119V44H117V46L115 45V49L114 50H112V52L114 53H110V55H108L109 56V58H115L114 59V61H116V63H119L121 60H122V58H123V54H124V57H128V59L125 61V60H123V61H125V63L126 64H128V63H130L129 65H133V63H135V58L134 57H136V54L139 52V50H141V48L139 47V44L137 45L138 46V48H135L134 49V51H137L139 48V50L137 51V53L136 52H134L133 53V55H132V58L130 57L131 55H130V53L132 52V50H128V49H131V48H129V47H125V46H123V41H122V39L121 40H119ZM158 39H160V40H158ZM203 39V40H202ZM222 39V40H221ZM13 41V39L10 37V39L7 41L8 42V44H5V46L6 47H8L10 44H13V46H14V44L15 43H17V42H15V43H12V41ZM50 40V39H49ZM62 40V41H61ZM15 41V40H14ZM13 41V42H14ZM48 41V40H47ZM51 42H53L52 40H50ZM66 43L67 41V43L66 44H63L64 42ZM146 41V42H145ZM154 43H153V42ZM164 41V40H163ZM206 41V42H205ZM213 41V42H212ZM24 42V39H23V41H22V43ZM27 42V41H26ZM54 43V44H57V43ZM75 42H77V43H75ZM168 42H170V43H168ZM203 42V43H202ZM211 42V43H210ZM222 42V43H223ZM22 43H20V45L22 44ZM151 43V44H150ZM157 44V46L159 45V47H157L156 46V44ZM201 43V44H200ZM62 44V45H61ZM120 44L123 46V47H121L120 46ZM153 44V45H152ZM162 44V45H161ZM173 44V45H172ZM203 44V45H202ZM1 45V44H0ZM69 45V46H68ZM118 45H119V47H118ZM187 45V46H186ZM203 47H202V46ZM206 45V46H207ZM225 44H224V46H226ZM254 45H255V47H254ZM4 46V47H5ZM12 46V45H11ZM12 46V47H13ZM18 47V45L17 44H15V47ZM65 46H66V48H65ZM157 47V48H154V47ZM163 46H165V47H163ZM167 46H171L170 47V49L168 50L166 47ZM185 46V47H184ZM11 47V48H12ZM118 47V50H116V48ZM121 47V48H120ZM185 48L184 50H186L185 52H184V50H183V48ZM188 47H190L191 48V50H190V48H188ZM233 47V48H232ZM256 47H257V49H256ZM259 47V48H258ZM9 48H10V46H9ZM9 48H6L5 50L7 51ZM75 48V49H74ZM124 48V49H123ZM126 48V49H125ZM146 48V49H147ZM163 48H164V51H166L165 52V54L163 53ZM166 48V49H165ZM201 48V49H200ZM204 48V49H203ZM250 48V49H249ZM64 49V50H63ZM73 49V50H72ZM121 49H122V51H121ZM133 49V48H132ZM239 49V50H238ZM2 50H4V48L2 49V47H0V53L3 55V53H4V51H2ZM67 50V51H66ZM78 50V49H77ZM238 50V51H237ZM250 50V51H249ZM6 51H5V54H6ZM66 51V52H65ZM69 51V52H68ZM123 52V54L121 55V59L119 60V58H116V56H118L117 55V53L118 52ZM131 51V52H130ZM168 51V52H167ZM187 51H188V53H187ZM247 51H248V53H247ZM259 51V52H258ZM8 52V51H7ZM68 52V53H67ZM182 53V54H180V53ZM183 52H184V54H183ZM203 52V53H202ZM240 54H239V53ZM115 53H116V56H114L115 55ZM127 53H129V54H127ZM164 55H163V54ZM170 53V54H169ZM111 54H113V55H111ZM119 54V53H118ZM168 54V55H167ZM178 54V55H177ZM189 54V55H188ZM261 54V55H260ZM263 54V55H262ZM2 55H0V56H2ZM69 54L67 55V57L68 56H70ZM120 55V54H119ZM128 55V56H127ZM172 55V56H171ZM181 55V56H180ZM183 55H185V56H183ZM6 56H8V54H6ZM74 56H75V59H74ZM108 56H107V58H108ZM112 56V57H111ZM174 56V57H173ZM5 57V56H4ZM10 57V56H9ZM86 56L84 55V57H82V61H83V63L84 64H82V65H77L78 67H80L81 68V70H83V72H84V70H86V69H83V68H85V62H84V58H85ZM129 57H130V59H129ZM168 57V58H167ZM202 57H204V58H202ZM192 58V59H191ZM70 59V57L68 58V60L70 61V62H72V64H73V66H75L74 64H75V61H72ZM78 59V58H77ZM80 59L78 60V61H80ZM124 59V58H123ZM177 59V60H176ZM201 59H203L202 60V62L205 64V66H203L204 64H201V63H199L198 64V62H200L201 61ZM170 60V61H169ZM230 60H232L231 62H229ZM130 61V62H129ZM166 61H168V62H170V64H172V65H170V67H169V65H168V67H167V62ZM172 61H173V63H172ZM229 63H235V65L232 63V64H230V65H226V64H229ZM254 61V62H253ZM163 62H165V63H163ZM207 62L209 63L210 62V64H209V67L206 65L207 64ZM237 62V63H236ZM82 63V62H81ZM132 63V64H131ZM197 63V64H196ZM80 64V63H79ZM159 64V65H160ZM200 64L202 65V66H200ZM243 64V65H242ZM160 65V66H161ZM174 65V66H173ZM232 65V66H231ZM87 66L88 65H86V68H87ZM135 66V65H134ZM134 66H132V68L134 67ZM173 66V67H172ZM178 66H179V68H178ZM210 66H212V67H210ZM225 66H228V67H225ZM230 66V67H229ZM240 66V67H239ZM249 66V67H248ZM83 67V68H82ZM136 67H137V65H136ZM161 67V68H162ZM202 67H204V68H202ZM205 67H208V68H205ZM236 67V68H235ZM259 67V68H258ZM89 68V67H88ZM212 70L213 69V71H210V69ZM215 68L217 69L216 71H215V73H214V70H215ZM255 68V69H254ZM20 69V68H19ZM136 69V68H135ZM176 71H175V70ZM202 69V70H201ZM203 69L205 70L204 72H203ZM209 70V72H208V70ZM228 69V70H227ZM253 69V70H252ZM256 69H258V70H256ZM207 70V71H206ZM9 71H10V69H9ZM13 71V70H12ZM12 71H11V73H12ZM87 71V70H86ZM160 71H162V72H160ZM170 71V72H169ZM248 71V72H247ZM206 72H208V73H211V75H209L208 73H206ZM218 72V73H217ZM10 73V72H9ZM204 73H206V74H204ZM62 74H64V73H62ZM66 75H64V77L65 76H67V75H69V74H67V73H65ZM83 74H85V73H83ZM169 74H170V76H169ZM216 74V75H215ZM216 76V78H210V77H215ZM1 77V76H0ZM62 77V78H61ZM64 77H63V75H60V79L63 81V80H65L66 79V77H65V79H64ZM156 78H158L157 80L158 81H156ZM207 78V79H206ZM60 79H59V81H60ZM169 79V80H168ZM163 80V81H162ZM167 80V81H166ZM184 80H185V82H184ZM192 80V81H191ZM211 80V81H210ZM160 81V82H159ZM162 81V82H161ZM191 81V82H190ZM210 81V82H209ZM213 81H215V82H213ZM0 82H1V80H0ZM158 82V83H157ZM193 85H192V84ZM1 84H2V82L0 83V88H1ZM86 83H83L82 85H85ZM165 84V85H164ZM196 84V85H195ZM81 85V87H83ZM161 85V84H160ZM190 85V86H189ZM263 85V86H262ZM54 87V86H53ZM53 87H51V88H53ZM195 87V88H194ZM3 88H4V86L2 85V88L0 89V90H3ZM191 88V89H190ZM197 88V89H196ZM54 89V88H53ZM56 90H57V88H55ZM86 89H87V87H86ZM90 89V88H89ZM89 89H88V91H89ZM52 90V89H51ZM56 90H54V91H56ZM91 90V89H90ZM84 91V90H83ZM88 91H86V92H88ZM110 92L108 93V91H107V93L108 94H106V92H101V93H99V94H97L98 92L97 91H93V92H96V94L94 93H92V95H90L91 94V92H92V90H91V92L90 93H86V94H88V95H86L85 94V98L83 99L82 98V100L84 101V100H86V96L88 97L89 95L91 96H89V98H91V99H97V103H96V100H91V101H86L85 102V105H84V102L82 101V100H80V95H79V97H78V95H74V99L76 100V101H78L79 102V100H80V102H83L82 104H75V106L76 105H78V106H76V107H78V108H76L75 106H74V108H76V109H80L81 107L79 106V105H81V106H83L80 110L81 111H85V108L88 106L87 104H89V102H91L92 104L95 102V106H94V104H93V106H92V104L90 103V106L91 107H96L95 109H98V107L100 108V110H104V111H108V113L110 114L111 112H113L114 114H115V112H117V111H119L122 107H120L119 106V108L120 109H118V110H116V109H113L112 107H114V106H116L117 104L119 105V102L118 101H116V100H119L118 98L121 96L119 93H117L118 95H119V97H118V95L116 94L115 96H114V94H112L113 92H114V90L112 91V90H109ZM81 93H85V91L84 92H81ZM100 94H104L103 96H101ZM48 95H50L49 93L47 94V96L46 97H48L49 98V96ZM101 96V98L102 99H100L99 98V96ZM199 95V96H198ZM248 95V96H247ZM260 95V96H259ZM65 96V98L67 97V96H69V95H64ZM251 96V97H250ZM46 97H44V99L46 98ZM70 97V96H69ZM69 97H67V98H69ZM75 97H78V98H75ZM95 97V98H94ZM118 97V98H117ZM222 97H223V99H222ZM246 97H248V98H246ZM250 97V98H249ZM104 98V99H103ZM226 98V99H225ZM244 98H245V100H244ZM255 100H254V99ZM259 98V99H258ZM41 100V102L43 101V106L44 105H46L47 104V100L45 101V100ZM114 99H115V103H114ZM123 98L121 97L120 98V101L122 100ZM225 100V101H224ZM46 103H45V102ZM99 101L101 102L100 103V105H99ZM221 101H222V103H221ZM118 102V103H117ZM117 103V104H116ZM227 104V105H225V104ZM229 103V104H228ZM263 103V104H262ZM40 104V103H39ZM111 104V105H110ZM142 104V103H141ZM148 104V105H147ZM214 104V105H213ZM223 104H224V106H223ZM87 105V106H86ZM102 105H103V107H102ZM117 105V106H118ZM220 105H222V106H220ZM231 105V106H230ZM246 105V106H245ZM261 105V106H260ZM40 106L42 107V111H41V109H40V114H42L41 112H44V113H47V114H49V112H50V108H48L49 106H47L46 105V107H43L42 106V104H40ZM101 106V107H100ZM116 106V107H117ZM154 107V109H157V106H158V104H155V106H156V108H155V106H154V104L153 105H151V107ZM107 107V108H106ZM115 107V108H116ZM153 107H152V109H153ZM171 107V108H170ZM177 107V108H176ZM40 107H38V109H39ZM88 108V107H87ZM86 108V109H87ZM145 108V109H144ZM150 109L149 111L147 110V109ZM262 108V109H261ZM44 109V110H43ZM48 110V112H45V111H47ZM91 109H93V108H91ZM115 110V111H113V110ZM144 109V110H143ZM174 109H175V111L176 112H174ZM218 109V110H217ZM79 110V111H80ZM109 110H110V112H109ZM112 110V111H111ZM130 110V111H131ZM227 112H226V111ZM76 112V111H73V112H76L77 114H79V115H77L76 113H73L74 115H77V116H71L70 118L72 119H74V120H76V118H81L82 117V120H83V118L85 119L86 118V114H82V112ZM148 112V113H146V112ZM193 111V112H192ZM261 111V112H260ZM263 111V112H262ZM144 112H145V114H144ZM155 113V115H154V113ZM219 112V113H218ZM43 113V114H44ZM177 113V114H176ZM228 113V114H227ZM234 113H235V115H234ZM42 114V115H43ZM73 114H71V115H73ZM80 114H82V115H80ZM112 114V113H111ZM110 114V115H111ZM114 114H112V116L113 117H115V115ZM136 114V113H135ZM153 114V115H152ZM169 114V115H168ZM174 114V115H173ZM242 114V115H241ZM41 115V116H42ZM110 115H108L107 117L108 118H112V116H110ZM145 115V117L143 118V116ZM151 115V116H150ZM222 115V116H221ZM261 115V116H260ZM47 116H49V115H47ZM45 114H44V116H42L43 117V119L44 118H46L47 117ZM153 116H154V118H153ZM76 117V118H75ZM148 117V118H147ZM179 117V118H178ZM218 117H220V118H218ZM69 118V120H71ZM73 119H72V122H73ZM108 120V121H106L104 124H109V125H111V121H113V119H111V120ZM157 119V120H156ZM159 119V120H158ZM181 121H180V120ZM187 119V120H186ZM190 119H195V120H197V122H198V125H197V129H196V126L194 125V124H192V123H188L187 124V121L188 120H190ZM219 119V120H218ZM41 120V119H40ZM66 120H68V118L66 119ZM65 120V121H66ZM68 120V121H69ZM81 120V121H82ZM149 122H148V121ZM155 120V121H154ZM172 120V121H171ZM183 120V121H182ZM261 120V121H260ZM22 121H23V119H22ZM21 121V122H22ZM65 122V124L66 123H68V126L70 125V126H72L71 128H73V124L72 123H70V121L69 122ZM77 122H78V120H76ZM80 121V120H79ZM84 121V120H83ZM82 121V122H83ZM110 121V122H109ZM146 121V122H145ZM176 121V122H175ZM185 121V122H184ZM85 122V121H84ZM84 122H83V124H81V126L82 125H84ZM174 122V123H173ZM178 122V123H177ZM180 122V123H179ZM184 122V123H183ZM199 122H200V125H201V127H200V125H199ZM205 124H204V123ZM74 124H75V122H73ZM115 122L113 121V124H114ZM139 123H138V125H139ZM152 123V124H151ZM175 124V126L177 127V125L179 126L178 127V130H177V128H176V131L177 132H175L176 134H175V136L177 137L176 139H178V140H181V141H183L182 143L185 145V148H186V151H185V156H186V154H188V150H189V148L188 147H194V146H199L200 145V147H202V148H204L205 149V151H207L208 152V157H211V158H206L207 160H205L204 159V161L202 160L201 162H200V165L197 167L198 168V170L199 169H201L203 166H204V162H206L207 163V165H206V163H205V165H206V167H207V170H206V167H203V168H205V169H203V170H205V171H203L202 169V172L203 173H205V174H208V172H209V174L207 175V179L206 178H204L206 175L204 174V175H201L202 173L201 172H199L200 173V177L198 178V180H197V182L195 183V179L196 178H194V175L196 176L197 175V171L195 170L196 168H194L193 166V168H194V171H191L192 169H191V167H189L190 166V161H188L189 159L188 158H184V160H183V158L181 159L182 161H184V163H182V162H180L181 163V165H182V169H183V171H184V173H185V177L187 176V175H189V176H187L185 179V182L186 183H184L185 184V188H181L180 189V192H179V190H178V193H177V191H176V193L178 194H173V193H170L172 190H167L166 189V186H167V184H166V181H164V180H168V174H170L172 171V168L174 167V166H172V168H171V166L170 165H173L172 163L174 162V160L171 162V158L174 156L173 154H174V152H175V147H173V145H171V141H173V139H170V135H172L171 134V132H172V130H173V124ZM204 125H203V124ZM208 123V124H207ZM214 123V124H213ZM2 124V123H1ZM1 124H0V126H1ZM65 124L64 125H62L63 126V128L65 127H67L66 129H68L67 130V132L69 131V129H70V127H68V126H65ZM77 124V123H76ZM135 124L136 123H134V125L132 124V126H135ZM170 124H171V126H170ZM220 126H219V125ZM232 124H233V126H232ZM3 126H4V124H2ZM67 125V124H66ZM168 125V126H167ZM173 125V126H172ZM185 125V126H184ZM210 125V126H209ZM225 125H226V127H225ZM234 125H235V128H234V131H235V133H236V135H234V133H233V136H232V138L230 137L229 139H228V136H231V135H225V136H227L226 138L224 137L223 138V134H220L222 131H224V128H225V130H227V129H229V127L231 128V127H234ZM152 126V127H151ZM168 128H167V127ZM169 126H170V128H169ZM187 126V127H186ZM192 126H194V127H192ZM204 128H203V127ZM243 127V129H241L242 127ZM83 127V126H82ZM82 127L80 128V130L82 129ZM136 127H137V124H136ZM185 127V128H184ZM199 127V128H198ZM224 127V128H223ZM238 127H239V129H238ZM1 128H2V126L0 127V131H2L1 130ZM75 128V127H74ZM78 128V129H79ZM157 128V129H156ZM167 128V129H166ZM193 128H194V130H193ZM218 128H220V129H218ZM223 128V129H222ZM66 129H63V131L65 132L66 131ZM113 128H111V127H108L107 128V130H106V132H105V134L103 133V131H102V133L106 136V134L107 133H109L110 132V130H112ZM132 129V128H131ZM135 129V130H134ZM142 129V130H141ZM143 129H146V131L147 132H144L145 130H143ZM154 129V130H153ZM161 129H162V131L163 132H166V135H165V133L163 134V132H161ZM172 129V130H171ZM191 129V130H190ZM222 129V130H221ZM71 131H72V129H70ZM153 132H152V131ZM167 130H169L168 132L170 133V135L168 136L167 135ZM188 130V131H187ZM197 130V131H196ZM200 130H201V132H200ZM71 131H69L68 133L70 134V132ZM83 131V130H82ZM137 131V132H136ZM161 132L163 135H164V137L165 136H167V139H166V137H165V139H164V137H162L163 139H160L159 138V135H161V134H157L158 132ZM190 131V132H189ZM193 131V132H192ZM221 131V132H220ZM159 132V133H160ZM240 132V133H239ZM253 132V133H252ZM57 133V132H56ZM55 133V135L54 136H58L59 137V135L61 134L63 137H64V135H63V132L61 133H57L56 134ZM101 133V134H102ZM136 133V134H135ZM138 133V134H137ZM149 133V134H148ZM150 133H155V137H154V134L152 135L153 136V138H155V139H153L152 138V136L150 135ZM168 133V134H169ZM157 134V135H156ZM186 134V135H185ZM194 134V135H193ZM60 135V137H59V139L57 138L56 139V143L58 144V142H59V144H60V142L61 141H59V140H64L63 141V143H61L60 144V147H61V145H63V144H65L66 142H68L69 140H68V136L67 135H65V136H67L66 137V139H65V137L63 138L62 136ZM200 135V136H199ZM103 136V135H102ZM102 136H100V138H103ZM132 136V137H133ZM144 136V137H143ZM146 136H150V138L149 137H146ZM180 136H182V137H180ZM184 136V137H183ZM203 136V137H202ZM143 139H142V138ZM158 137V138H157ZM172 137V136H171ZM195 137V138H194ZM141 138V139H140ZM181 138V139H180ZM198 140H197V139ZM203 138V139H202ZM217 138V139H216ZM194 139V140H193ZM202 140V141H200V140ZM228 139V140H227ZM255 139V140H254ZM57 140H58V142H57ZM65 140H66V142H65ZM68 140V141H67ZM98 140L100 141V139H97V146H99L100 145V148H102V146L103 145H101V143L102 142H100V144H99V142H98ZM143 140H145V141H143ZM146 140H147V142H146ZM171 140V141H170ZM191 141V142H190ZM198 141V142H197ZM151 142V143H150ZM152 142H153V144H152ZM258 142V143H257ZM263 142V143H262ZM169 143V144H168ZM172 143H175V139H174V141L172 142ZM186 143V144H185ZM187 143H189V144H187ZM196 143V144H195ZM59 144H58V148H59ZM67 144V143H66ZM157 145V146H156ZM256 145H257V147H256ZM153 146V147H152ZM159 146V147H158ZM260 146H262L261 147V149H260ZM78 146H76V148H77ZM149 147V148H148ZM157 147V148H156ZM93 148V147H92ZM91 148V149H92ZM246 148V149H245ZM252 148H254V150L252 149ZM90 149V150H91ZM103 149V148H102ZM152 149H154V150H152ZM160 149H161V151H160ZM172 149H173V151H172ZM257 149H259V151L257 150ZM145 150H147V151H145ZM154 151V153H152V151ZM164 151V153H163V151ZM45 150H43V151H41V152H38V156H34L33 157V159L35 158L36 160L35 161H39V167H37V168H41V166H42V168L39 170V171H41L43 168V174H46V172H49L50 170H52V166L51 165H55L56 164V162H57V160H53V159H51L52 158V155L50 156L49 155V153H47V151H45ZM92 151H93V149H92ZM151 151V152H150ZM169 151V152H168ZM141 152V153H140ZM146 154H145V153ZM148 152V153H147ZM168 152V153H167ZM187 152V153H186ZM251 153V154H250ZM44 154V155H43ZM48 154V156H46ZM154 154H156L155 156H153ZM166 154V155H165ZM215 154V155H214ZM261 154V155H260ZM40 155V156H39ZM139 156V158H138V156ZM140 155H141V157H140ZM143 155V156H142ZM233 155V156H232ZM249 155V156H248ZM42 156V158L45 156L46 158H45V161H44V158L42 159V162H43V164L40 166V163H41V161H40V159L38 160L37 158H40ZM163 156V157H162ZM147 157H149V158H147ZM167 157V158H166ZM169 157V158H168ZM234 157V158H233ZM50 158V159H49ZM122 158H123V161H125L124 160V158L125 159H127L126 161H125V163L127 164V162H130L131 161V164H132V167H130L129 165H131V164H127V165H121L122 163H124V162H120V164L118 163V165H117V162H119V160H122ZM32 159V158H31ZM32 159V160H33ZM155 159H156V162H155ZM164 159V160H163ZM229 159V160H228ZM233 159H234V162H233ZM241 159V160H240ZM243 159V160H242ZM49 160V161H48ZM64 160H65V164L64 163H62L61 165L63 166V167H65V170H67L66 171V173L69 175V173H70V175L71 176H73V177H75V178H77L78 179V173L77 174H74L75 172H74V170L72 169V167H71V165H73V162H74V160L73 161H69L68 160V158L66 159V158H64ZM67 160V161H66ZM115 160H116V162H115ZM151 160V161H150ZM153 160V161H152ZM245 160V161H244ZM247 160V161H246ZM34 161V162H35ZM53 161V162H52ZM167 161V162H166ZM52 162V163H51ZM136 162V163H135ZM159 162H161V163H159ZM165 162V163H164ZM213 162H214V165H213ZM217 162V163H216ZM229 162H230V164H229ZM45 163V164H44ZM47 163H49L48 165H46ZM54 163V164H53ZM157 163V164H156ZM159 163V164H158ZM164 163V164H163ZM210 163V164H209ZM233 163V164H232ZM237 163V164H236ZM240 163V164H239ZM66 164H69L70 166H68V168H67V166H66ZM137 165V167H136V165ZM151 166H150V165ZM154 164V165H153ZM155 164L157 165V167H155ZM162 164V165H161ZM167 164H170V165H167ZM209 164V165H208ZM232 164V165H231ZM161 165V166H160ZM181 165H179L180 166V168H181ZM202 165V166H201ZM211 165L212 166H215V165H218V166H215V168L214 167H211ZM231 165V166H230ZM247 165V166H246ZM47 166V167H46ZM62 166H59L60 168H63ZM127 166H129L130 168H129V170H128V167ZM148 166H150V168H149V170L147 169L148 168ZM160 166V167H159ZM201 166V167H200ZM221 166V167H220ZM241 166V167H240ZM71 167V168H70ZM75 167V166H74ZM73 167V168H74ZM99 167V168H98ZM103 167V165L101 164V161H98L97 162V165H96V168L97 169H101ZM154 167V168H153ZM166 167V168H165ZM200 167V168H199ZM218 167H220V169L218 168ZM46 168H48V169H46ZM60 168H58V169H60ZM70 168V169H69ZM125 168V169H124ZM137 168V169H136ZM161 170H160V169ZM169 168V169H168ZM211 168V169H210ZM215 169V170H213V171H210V170H212V169ZM4 169H6V167L4 168ZM75 170H76V167L74 168ZM132 169V170H131ZM153 169V170H152ZM166 169V170H165ZM168 169V170H167ZM171 169V170H170ZM181 169V170H182ZM64 170V169H63ZM69 170V171H68ZM145 170V171H144ZM155 170V171H154ZM232 170V171H231ZM42 171L41 172H39L40 174L38 175L39 177H41L43 174H42ZM73 171V173H71ZM124 171V172H125ZM147 171V172H146ZM151 171V172H150ZM162 173H161V172ZM171 171V172H170ZM200 171V170H199ZM215 171H217V172H215ZM139 172V173H138ZM153 172V173H152ZM159 174H157V173ZM234 172V173H233ZM142 173V174H141ZM144 173V174H143ZM150 173L152 174V175H150ZM156 173V174H155ZM212 173V174H211ZM223 174V176H222V174ZM213 174H214V176H213ZM239 174V175H238ZM129 175H130V173H129ZM132 176H133V174H131ZM156 175V176H155ZM220 177H219V176ZM232 175V176H231ZM136 176V177H137ZM139 176H141V177H139ZM145 178H144V177ZM152 176V177H151ZM155 176V177H154ZM164 176H165V178H164ZM211 176V177H210ZM70 177V176H69ZM72 177V178H73ZM95 177V176H94ZM135 176H133V180H135L136 181V179L134 178ZM144 178V181H145V183H144V181H143V179L141 180V178ZM209 177V178H208ZM217 177H219V178H217ZM228 177V178H227ZM71 177H70V179H72ZM152 178V179H151ZM153 178H155V179H153ZM190 179V182H189V179ZM200 178H202L203 180H205L204 182H203V184L205 185H202V183H201V181L202 180H200ZM77 179H76V181H77ZM87 179L89 180V179H91V180H94L95 178H93V177H91V178H88L87 177ZM216 179H218V181L216 180ZM243 179V180H242ZM90 180V181H91ZM141 180V181H140ZM150 180V181H149ZM162 180V181H161ZM215 180V181H214ZM225 180H226V183H225ZM148 181V182H147ZM154 181V182H153ZM192 181V182H191ZM194 181V182H193ZM211 181H213V182H211ZM75 182V181H74ZM141 182V183H140ZM205 182H207V184H205ZM211 182V185L209 184ZM222 182V183H221ZM147 183V184H146ZM152 183H154V185H152ZM163 183L164 184H166L165 186H163ZM188 183V184H187ZM190 183V184H189ZM221 183V184H220ZM228 183V184H227ZM243 183V184H242ZM187 184V185H186ZM194 186H193V185ZM197 184H199V185H202V187L201 186H198ZM215 184H217V185H219V186H221L222 185V188L224 187L225 189H222L223 191L225 190V192H220V191H216L215 192V190L213 191V188H212V186L214 187V186H217V185H215ZM224 184V185H223ZM227 184V185H226ZM142 185V184H141ZM148 185V186H149ZM226 185V186H225ZM245 185V186H244ZM138 186V187H137ZM163 186V187H162ZM229 186V188H227ZM162 187L163 188V190H162V188L160 189V188ZM190 187V188H189ZM192 187V188H191ZM243 187V188H242ZM116 188V187H115ZM212 188V189H211ZM215 188H217V187H215ZM236 188H237V190H236ZM159 190L160 192H159V194L156 192V190ZM239 189L242 191H240L239 192ZM113 190H118V193L120 192L119 190H120V188L118 187V189L116 188V189H114L113 188ZM153 190V191H152ZM157 190V191H158ZM169 191V192H165V191ZM202 190V191H201ZM211 190V191H210ZM227 190V191H226ZM237 192V194H236V196L234 195V197L237 199V197H238V199H239V197L241 198V197H243V198H245L244 200L241 198V200L238 202L239 203V205H238V203H237V205H236V201H235V198L232 196L233 195V193L235 192V191ZM116 191H111L112 193H113V195L114 196H116V197H118V198H121L120 196H122L123 195V193H122V191H121V194L119 193V194H117L116 193ZM163 191H164V193H163ZM188 191V192H187ZM214 193H213V192ZM233 191V192H232ZM135 192H137V191H135ZM191 192V193H190ZM218 192V193H217ZM230 192V193H229ZM156 193V194H155ZM220 193H225L226 195H227V197L225 196V194H220ZM240 195H239V194ZM135 194V193H134ZM170 194H173V195H170ZM187 194V195H186ZM189 194V195H188ZM215 194V195H214ZM232 194V195H231ZM235 194V193H234ZM153 195H151V196H153ZM158 195V196H157ZM164 195V196H163ZM169 195H170V197H172V202L173 203H175V204H173L171 201L169 202L170 203V205H172V206H168L167 204H169V203H167L168 201H166L168 198H169ZM219 195H220V197H219ZM228 195H230V196H228ZM243 195V196H242ZM135 196H137V194H135ZM156 196V197H155ZM220 198H218V197ZM224 196V197H223ZM233 197V200L231 199L232 197ZM244 196H247V197H244ZM122 197H125V196H122ZM165 197H166V199H165ZM180 198V199H179ZM225 198V199H224ZM250 200H249V199ZM123 199V200H122ZM128 197H125V198H121L120 200H121V202H122V205H124V204H126L127 203V205H128ZM154 199V200H153ZM165 199V204L168 206L167 208L166 207H164L165 206V204L163 203V200ZM237 199V200H238ZM124 200H125V202H124ZM138 200H140V199H137L136 200V202L138 201ZM230 200H231V202H230ZM243 200V202L245 201V202H247V203H241V201ZM248 200V201H247ZM141 201V200H140ZM139 201V202H140ZM139 202H137V204L135 205V206H139L140 204H141V206L143 205L142 203H144V200H143V202H140V204H139ZM180 202V203H179ZM229 202V203H228ZM233 202H235V203H233ZM69 203H70V201H69ZM72 203V202H71ZM135 203V202H134ZM159 203H161V204H164V205H159ZM223 203V204H222ZM231 203V204H230ZM249 203V204H248ZM178 204H179V207H178ZM181 204H182V206H181ZM230 206H229V205ZM245 204H247L246 206H245ZM85 205V207H82V206H84ZM82 204L81 206H78V205H76V206H78V207H81V208H79L77 211L80 213V216L83 214V216H86L85 214L87 213V211H88V206H87V204ZM127 205H124V206H127ZM221 205H223L222 207H221ZM228 205V206H227ZM237 207H236V206ZM73 206V205H72ZM156 206V207H155ZM160 206V207H159ZM164 208H163V207ZM184 206V207H183ZM216 206L218 207V208H216ZM243 206V207H242ZM75 207V206H74ZM68 207V208H70V209H65L64 211H65V213L67 214L68 212H70L69 213V216H71L70 214H71V212H72V216H77V218L79 217V213L78 212H76V209H77V207ZM159 207V208H158ZM163 208L164 209V211L162 210V209H160V208ZM219 207H220V209H219ZM229 207V208H228ZM236 207V208H235ZM240 207V208H239ZM246 207V208H245ZM72 208H73V211L76 213V214H74L73 215V211H72ZM238 208V209H237ZM242 208V209H241ZM84 209H86V210H84ZM133 209H134V211H133ZM181 209V210H180ZM217 209V210H216ZM228 209H232L231 211L230 210H228ZM240 209V210H239ZM95 210H97V209H95ZM92 211L93 213H88L89 215H91V216H94V214H96L95 212L96 211ZM126 210V209H125ZM176 210V211H175ZM131 211H133V213L131 212ZM198 211V212H197ZM220 211V212H219ZM85 212V213H84ZM130 212H131V214H130ZM180 212V213H179ZM125 213V212H124ZM241 213V214H240ZM19 214V213H18ZM128 214V215H127ZM134 214V215H133ZM153 214V213H152ZM130 215H132V218L131 217H129L128 218V216H130ZM151 215V214H150ZM192 215V216H191ZM196 215V216H195ZM211 215H212V217H211ZM222 215V216H221ZM67 217H69L68 215H66ZM137 216V217H136ZM162 216V217H161ZM142 218H143V220H142ZM182 218V219H181ZM197 218V219H196ZM218 219V220H217ZM220 219V220H219ZM221 219H224V221L223 220H221ZM131 220V221H130ZM173 220V221H172ZM177 220H178V222H177ZM230 220H231V223H230ZM233 220H235V222L233 221ZM168 221H170V222H168ZM182 223H180V222ZM201 221V222H200ZM232 221H233V223H234V225L232 224ZM254 221V222H253ZM146 222V223H145ZM154 222V223H153ZM157 222V223H156ZM239 224V226H238V224ZM130 223H132V224H130ZM164 223V224H163ZM176 223V224H175ZM178 223V224H177ZM195 223H198V224H195ZM221 223V224H220ZM131 226H130V225ZM180 224V225H179ZM230 224H232V225H230ZM148 225V226H147ZM159 225V226H158ZM160 225H162V228H161V226ZM185 225V226H184ZM230 226V227H227V226ZM256 225V226H255ZM124 226V225H123ZM145 226V227H144ZM222 226V227H221ZM224 226H225V228H224ZM238 226V227H237ZM122 227V226H121ZM153 227H155V228H153ZM190 227V228H189ZM220 227V228H219ZM235 227H237V228H235ZM122 228H124V227H122ZM158 228V229H157ZM190 230H189V229ZM229 229L231 232H233V235H232V233L231 234H229V232L230 231H228L227 229ZM262 228V229H261ZM163 229V230H162ZM165 229V230H164ZM168 229V230H167ZM204 229V230H203ZM237 229H238V231H237ZM252 229H253V231H252ZM234 230H235V232H234ZM245 230V231H244ZM261 230V231H260ZM136 231V232H135ZM171 231V232H170ZM223 231H224V233H223ZM227 232V234H226V232ZM240 231H243V232H241L240 233ZM250 231H252L253 233H252V235H250L251 234V232ZM159 234H158V233ZM160 232H161V234H160ZM165 232V233H164ZM239 232V233H238ZM249 232V233H248ZM155 233H157V234H155ZM164 233V234H163ZM167 233V234H166ZM223 233V234H222ZM258 233V234H257ZM171 234H173V235H171ZM226 234V237H227V235L230 237L231 236V238L230 239H232L233 241L231 242V244H228V243H226L228 240H227V238L224 236ZM246 234V235H245ZM23 235H25V234H22V236ZM159 235V236H158ZM175 235V236H174ZM241 235V236H240ZM249 235V236H248ZM166 236V237H165ZM191 236H192V238H191ZM204 236H205V238H204ZM232 236H233V238H232ZM235 236V237H234ZM238 236V237H237ZM247 236V237H246ZM159 237H161V238H159ZM172 237V239H173V241L175 242H173L172 241V239H170ZM243 237V238H242ZM250 237V238H249ZM163 238H166V241L164 242V239ZM201 238V239H200ZM203 238V239H202ZM223 238H225L227 241L225 242V240H223ZM235 238V239H234ZM237 238V239H236ZM247 238V239H246ZM6 239V238H5ZM130 238H127L126 240L128 241ZM131 239H132V237H131ZM130 239V240H131ZM197 239V240H196ZM243 239H244V242H243ZM129 240V241H130ZM163 240V241H162ZM168 240V241H167ZM195 240V241H194ZM201 240V241H200ZM220 240V241H219ZM236 242H235V241ZM241 240V241H240ZM247 240V241H246ZM255 240V241H254ZM128 241V242H129ZM161 241V242H160ZM171 241V242H170ZM177 241H178V243H177ZM246 241V242H245ZM2 242V244H0V247L2 248H4V250L5 251H7L8 249H10V246H9V248H8V246H7V240H3V241H0V243ZM6 242V243H5ZM156 242V243H155ZM169 244H168V243ZM200 242H201V244H200ZM218 242H220V243H218ZM234 242V243H233ZM243 242V243H242ZM159 243V244H158ZM160 243H161V245H163V247L162 246H160ZM182 243H184V244H182ZM230 243V242H229ZM236 243V244H235ZM251 243V244H250ZM115 244V243H114ZM151 244H153V245H151ZM165 244V245H164ZM170 244H172V245H170ZM178 244V245H177ZM233 244V245H232ZM234 244H235V246H234ZM155 245V246H154ZM157 245V246H156ZM169 245V246H168ZM174 245H176L177 247H174ZM184 245V246H183ZM204 245V246H203ZM226 245L227 246H233L232 248L233 249H235V251H234V253L232 252V248H231V250H230V248L228 247V249L232 252V254H230L229 255V253H231L230 251L228 252V249L226 250L225 248H227L226 247ZM237 245V246H236ZM240 245V246H239ZM6 246V247H5ZM130 246V245H129ZM132 247H133V245H131ZM130 246V247H131ZM135 246V245H134ZM150 246L152 247L153 246V249H154V251H153V249L152 248H150ZM173 246V247H172ZM180 246V247H179ZM182 246L184 247V248H182ZM199 246V247H198ZM206 246V247H205ZM250 246V247H249ZM112 247H114L115 249L114 250H117L118 249V246L116 247V246H113L112 245ZM130 247H128V248H130ZM132 247L130 248V250L132 249ZM166 247V248H165ZM170 247V248H169ZM201 247V248H200ZM0 248V249H1ZM117 248V249H116ZM155 248H157V249H155ZM160 248H162V249H160ZM177 248V249H176ZM196 248H197V250H196ZM224 248V249H223ZM245 248H246V250H245ZM152 249V250H151ZM158 249H160V250H158ZM184 249H186V251L184 250ZM252 249V250H251ZM171 250H172V252H171ZM181 250V251H180ZM226 250V251H225ZM62 250H59L58 252L60 253ZM161 251V252H160ZM177 252V253H174L173 254V252ZM184 251L186 252V253H184ZM205 253H204V252ZM208 251V252H207ZM246 251V252H245ZM130 252H132V253H134L133 252V249H132V251H130ZM155 252V253H154ZM179 252V253H178ZM235 252H236V254H235ZM136 253V252H135ZM154 253V254H153ZM158 253V254H157ZM245 253H247V254H245ZM133 256V257H128V256H131V255ZM152 254H153V256H155V257H153L152 256ZM181 254V255H180ZM235 254V255H234ZM177 255V256H176ZM179 255V256H178ZM234 255V256H233ZM245 255V256H244ZM127 256V257H126ZM135 256H137L136 258H135ZM143 256H144V258H143ZM227 256V257H226ZM152 257V258H151ZM178 257H180V258H178ZM248 257V258H247ZM129 258V259H128ZM135 258V259H134ZM183 258V259H182ZM220 258V259H219ZM237 258V259H236ZM246 258V259H245ZM250 258H252V260L250 259ZM234 259V260H233ZM241 259V260H240ZM250 259V260H249ZM8 260H9V263L10 264H18L19 263V261H16V259L14 260V261H12L11 259H9L8 258ZM8 260H6L7 262H8ZM165 260V261H164ZM169 260H171V261H169ZM179 260H181L180 262H179ZM236 260V261H235ZM16 261V263H13V262H15ZM150 261V262H149ZM152 261V262H151ZM168 261V262H167ZM175 261V262H174ZM132 262H130V263H132ZM137 262V263H136ZM144 262V263H143ZM178 262V263H177ZM229 262V263H228ZM237 262V263H238ZM9 263H7V264H9ZM130 263H128V264H130ZM20 264V263H19ZM107 264H111V262H109L108 261V263Z\"/></svg>",
  "mask_w": 264,
  "mask_h": 264
}]
</instances>
